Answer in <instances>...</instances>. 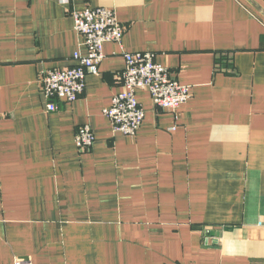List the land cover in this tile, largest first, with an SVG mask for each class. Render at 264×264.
<instances>
[{
    "label": "crops",
    "instance_id": "0c3cea01",
    "mask_svg": "<svg viewBox=\"0 0 264 264\" xmlns=\"http://www.w3.org/2000/svg\"><path fill=\"white\" fill-rule=\"evenodd\" d=\"M86 8L125 35L50 112L40 80L87 54ZM129 53L193 95L173 114L137 91L131 138L103 115ZM0 112V264H264V0H0Z\"/></svg>",
    "mask_w": 264,
    "mask_h": 264
},
{
    "label": "built area",
    "instance_id": "2783aa9c",
    "mask_svg": "<svg viewBox=\"0 0 264 264\" xmlns=\"http://www.w3.org/2000/svg\"><path fill=\"white\" fill-rule=\"evenodd\" d=\"M59 1L67 6L72 0ZM73 18L74 28L82 37L81 45L87 49V54L77 52L74 55L75 67L43 74L41 89L43 96L49 100L47 110L50 112L58 111L55 100L78 101L86 89V78L99 73L105 58V45L111 42L121 45L126 32L112 9L86 8L73 12ZM154 57L151 53L124 55L126 69L121 75L122 91L113 96L111 106L103 111L116 133L130 138L139 133L146 114L137 91L148 93L158 109L173 114L192 99L191 88L180 84L170 70L156 62ZM2 119L0 112V121ZM95 140L90 126L84 125L77 130L76 146L82 152L92 150ZM15 264H32V261L17 260Z\"/></svg>",
    "mask_w": 264,
    "mask_h": 264
}]
</instances>
